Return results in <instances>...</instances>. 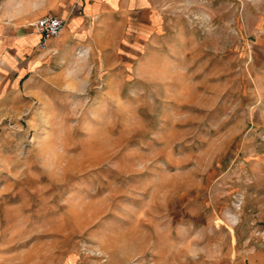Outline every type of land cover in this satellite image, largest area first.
Masks as SVG:
<instances>
[{
    "label": "rangeland",
    "instance_id": "obj_1",
    "mask_svg": "<svg viewBox=\"0 0 264 264\" xmlns=\"http://www.w3.org/2000/svg\"><path fill=\"white\" fill-rule=\"evenodd\" d=\"M155 4L103 49L0 31V264H264V0Z\"/></svg>",
    "mask_w": 264,
    "mask_h": 264
},
{
    "label": "crops",
    "instance_id": "obj_2",
    "mask_svg": "<svg viewBox=\"0 0 264 264\" xmlns=\"http://www.w3.org/2000/svg\"><path fill=\"white\" fill-rule=\"evenodd\" d=\"M1 1L0 31L6 26L16 27L14 43L20 47L33 48L37 45L39 35L34 32L25 34L22 27L39 16L51 13L66 19L62 31L68 28V33L63 32L53 39L52 44L48 43L46 51L103 49L109 43L129 41L130 38L141 42L142 25H155L160 18L155 0ZM110 27H117V30Z\"/></svg>",
    "mask_w": 264,
    "mask_h": 264
},
{
    "label": "built area",
    "instance_id": "obj_3",
    "mask_svg": "<svg viewBox=\"0 0 264 264\" xmlns=\"http://www.w3.org/2000/svg\"><path fill=\"white\" fill-rule=\"evenodd\" d=\"M66 25V19L60 15L47 13L39 16L30 26L33 32L39 35L37 47L40 50L47 49L50 39L58 38Z\"/></svg>",
    "mask_w": 264,
    "mask_h": 264
}]
</instances>
